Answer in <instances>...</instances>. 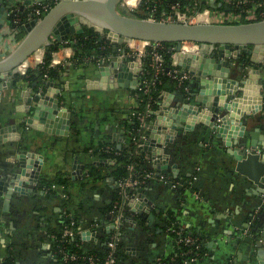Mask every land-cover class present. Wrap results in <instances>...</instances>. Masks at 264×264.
<instances>
[{
	"label": "crops",
	"instance_id": "crops-1",
	"mask_svg": "<svg viewBox=\"0 0 264 264\" xmlns=\"http://www.w3.org/2000/svg\"><path fill=\"white\" fill-rule=\"evenodd\" d=\"M259 1L264 3V0ZM260 2L255 4L257 12L264 10L259 8ZM7 3L12 6L8 21L1 28L0 44L8 49L3 53L8 54L14 45L11 36L4 37L6 31L17 28L21 16H25V22L32 18L35 4L21 10L19 3L13 4L11 0ZM21 27L17 28L18 37L23 32ZM136 47L139 49L140 43ZM184 47L197 51L193 43ZM73 51L65 47L53 55L56 62L61 60V63L69 61L75 54ZM39 56L29 57V67H36ZM44 58L45 55L41 61ZM242 58L234 60L232 65L234 77L240 79V88L234 98H230L231 103L226 104L236 109L240 119L230 120L231 110L227 108L225 121H217L224 130L222 137L204 124L187 128V124L182 127L173 121L179 128L175 140L164 145L166 151L162 158L172 167L166 174L195 178L198 191L191 196H179L170 184L157 179L147 182L143 193L136 190L130 208L132 213L125 216L122 224L127 254L122 264H158L159 259L171 251L177 242L174 238L173 243L168 234L169 210L180 215L181 225L195 234L203 246L205 255L198 264H255L258 251L264 250V63L255 66ZM111 60L134 61L121 52L110 58L101 57L96 64L65 65L61 82L54 83L55 88H61V107L70 112L69 127L64 125L61 134L45 130L46 127L59 128L54 123L61 121L54 117L27 123L32 116L27 111L22 90L28 85L0 82V182H7L8 187L17 184L25 190H33L20 193L17 200L6 204V209L0 200V255L6 257L10 250L15 264H55L49 253V233L59 228L65 215L76 214L83 230L81 241L88 247L106 246L111 221L109 206L117 190L111 174L115 160L106 158V163H98L102 159L89 149L118 143L125 146L130 137L129 126L135 119L132 113L137 109V96L133 91L136 87L100 88L99 66ZM136 63L137 69L140 68L139 62ZM252 67L260 71V79L250 78V82L243 84L242 78H248L247 71ZM190 78L189 74V83ZM199 88V84L190 83L182 91L163 90L157 109L161 100L180 107L184 105L180 97ZM227 96H220L222 103ZM185 106L190 112L196 111V106ZM55 115L60 119L68 116L67 112ZM155 117L154 112L150 121ZM148 139L146 134L145 141ZM147 153L150 156L148 169L156 170L151 152ZM90 164L100 170L99 177L87 176ZM59 174L71 180L67 199L61 194L65 191L62 185L53 186L56 193L41 187L43 179L52 180ZM34 177H38L37 184L32 183ZM151 213L155 215L153 219ZM257 224L259 231L255 233L253 228L255 230ZM258 240L261 246L257 245Z\"/></svg>",
	"mask_w": 264,
	"mask_h": 264
},
{
	"label": "water",
	"instance_id": "water-1",
	"mask_svg": "<svg viewBox=\"0 0 264 264\" xmlns=\"http://www.w3.org/2000/svg\"><path fill=\"white\" fill-rule=\"evenodd\" d=\"M11 1L13 4L15 2L19 3L20 9L25 10L34 2H45L47 0ZM120 1L53 0L49 10L44 12L40 18L27 19L22 25L24 36L10 53L0 59V78L8 81L10 85H14L16 75L25 74L30 68L27 64L30 56L39 53V60L41 61L53 41H63L69 34L83 33L84 26L98 32L99 41L107 39L113 45L136 39L143 41L147 47L155 42H168L170 50L176 54L180 69L191 75L190 83L195 86L199 84L200 86L197 92H189L186 93L187 95L180 97L184 103L180 107H172L168 101L161 100L159 108L154 111L156 117L149 122V127L146 129L149 139L144 142L142 151L151 152L152 159L156 163L154 168L158 172H170L172 171L171 165L162 158L166 151L164 145H168L170 141L175 140L178 132L177 128L180 125L185 126L187 124L186 127L190 128L197 123L204 124L212 128L216 136L222 137L224 130L220 128L217 121L220 123L225 121L226 117L224 116L227 114L225 110L227 108L231 110L228 113L230 120L240 119V114L237 113L236 109L226 106V104H229L230 98H234L239 90L238 88H240V79L234 77L232 65L234 60L238 61L242 57H245L255 66L264 63V19L236 24L169 21L130 16L127 14V9L118 10ZM202 1L212 8L223 6L225 9L230 10V7L221 0ZM0 3H5L4 6H0L1 33L3 24L8 21L9 9L12 5L8 4L7 0H0ZM51 38H54V40L51 41ZM186 41L199 44L200 50H185L183 43ZM40 61L37 62L36 66L40 64ZM25 63L26 65H24ZM240 69L242 70V67ZM138 71L139 68L137 69L135 61L111 60L107 65L99 66L98 72L102 75L100 88L107 86L109 88L121 86L135 88L138 82ZM247 72L248 78H242L241 82L243 84L250 82V78L258 80L261 77V73L256 67L248 69ZM47 84L46 91L40 94L34 93L32 86H27L22 90L24 101L28 105L27 111L32 116L27 120V123H31L36 119L45 121V119L54 117L56 120L61 121L60 123H54L59 128L51 130L46 127L45 130L61 134L64 133V125L69 127L70 112L60 105L61 88H55L53 81H48ZM226 94L228 96L222 103L220 96ZM185 105L196 106V111L190 112L185 108ZM61 110L63 112H60ZM66 112L68 116L65 118L60 119L59 116L55 115L62 116ZM173 121L177 122L179 126ZM117 147L121 148L122 144L118 143ZM104 160L102 159L98 163H106ZM14 183H17V181H14ZM26 183L24 182L23 186ZM32 183L37 184L38 177L32 178ZM8 186L7 182H0V196L2 197L0 200L5 204V209L7 208L6 204H9L11 200H17L16 197L20 196V193L33 192L32 189L25 190L17 184H13L11 187ZM4 190L8 192L6 195L3 193ZM143 190V187L137 189L138 193H143ZM154 216V213L150 214L151 219ZM257 245L261 246L259 240ZM257 254L255 264H264V250H259Z\"/></svg>",
	"mask_w": 264,
	"mask_h": 264
},
{
	"label": "trees",
	"instance_id": "trees-1",
	"mask_svg": "<svg viewBox=\"0 0 264 264\" xmlns=\"http://www.w3.org/2000/svg\"><path fill=\"white\" fill-rule=\"evenodd\" d=\"M263 1V0H261ZM259 0H249L247 3H244L240 5V7H234L232 9L235 12H240L243 10L244 14L248 9L254 8L259 3ZM175 3L180 4V8L185 10V8L190 4H197L199 7L203 8L206 6L205 3L202 2V0H198L195 2V0H144L139 6L138 9L141 10L145 15L151 14L155 12V15L153 18L156 19H164L167 14L170 13L172 10V6ZM263 3V2H262ZM260 2V4H262ZM150 6V7H149ZM154 6H156V9H154ZM261 8H264V3L262 4ZM154 9V10H153ZM218 9H224V7H218ZM30 11V10H29ZM137 14L139 17H145L144 14ZM26 16L28 15L27 12H25ZM25 16H21V22L19 23V26L17 28L21 27V24L25 21ZM259 19V18H258ZM255 19V20H258ZM252 20L248 19H242L238 21H231V22H223V23H230V24H236V23H243V22H250ZM24 36V32H21L19 34V38L21 39ZM67 41V43L65 42ZM63 41L55 40L49 47V49L45 53L44 62L39 64L38 66L34 68H29L25 74H17L15 79V86L24 84L28 86H32L36 92L42 88V93H44L48 87L47 82L53 81L55 82H61L63 73L66 70L65 65H56L51 66V58L52 53L56 51L58 48L64 46V45H71L76 48L74 57L72 59V64L74 66H83L90 63H97V60L101 57H111L116 56L119 54L118 45H113L109 40L103 39L102 41H99V33L94 31L92 28H88L87 26H84V32L83 33H76V34H69V36ZM170 44L168 42L162 43L161 53L165 60V66L171 67L172 66V51L170 50ZM149 47H147V50L149 51ZM243 61L246 60L245 57L242 58ZM144 72L142 75L143 80H149L151 79L153 73L150 66V58L149 55H147L144 58ZM1 82V78H0ZM21 83V84H20ZM60 85V84H59ZM189 85L188 80H185L184 82H180L178 79L172 77L165 71L164 73H159L156 78V82L154 87L151 89L149 93H146L144 90L136 88L134 93L137 96V111L143 112L147 109V106L152 108L153 110L157 109L158 107V101L161 99V93L163 90H177L182 91L186 86ZM37 99V97H35ZM153 114L150 115L148 118L149 120L152 118ZM139 121L137 119H134L133 123L130 124V137L127 140V144L122 146L121 148H118L115 144H110L113 146L114 150L112 151H105L101 150V147H104L105 145H100L99 147H95V152H100L99 157L101 159H114L115 164L113 165L114 169L112 171V175L115 178V181L118 179H122L129 175L130 171L128 169L129 164L133 163L135 170L137 174L144 173V170L148 169L147 164L150 160V156L147 152H139L135 153L137 138L139 135ZM117 151V153L115 152ZM89 172L87 176L92 177H99L100 176V170L97 168L95 164H90L88 166ZM81 177L84 179L86 176L83 174ZM176 180H179L180 183L183 185H179L174 189L175 192L178 193L179 196L186 195L191 196L192 192L198 191L197 183L195 181H189L192 180V178H179L176 177ZM71 182L70 178L65 176L64 174H59L57 177H55L52 180H46L43 179L41 183V187H46V189L51 193H56L54 185H63L64 190L67 191L69 183ZM191 182V183H189ZM132 191H135L132 189ZM129 192H131L129 190ZM68 198V197H67ZM66 198V199H67ZM116 201H122V196L120 193V189L117 188L115 192V198L113 202L109 206V210L113 208V205ZM124 216H127L128 214L132 213V210L128 206H125L124 210ZM74 221V224L72 222ZM167 229L174 225L177 229H180L184 232V235H191L195 238L196 235L193 233H190L189 230L185 229L181 225L180 215L175 213V211L169 210L167 214ZM65 226H69L73 228L74 230L81 229V224L78 221V217L76 214L72 215H65L63 217V220L61 224L59 225V228H56L49 233L50 237V251L53 253L56 252V256L52 257L51 259L55 262V264H104V262L107 259V256L109 254V249L107 246L105 247H88L83 241H81L80 235H73V236H62L63 230ZM253 231L256 233L259 231L258 224L255 226V230L253 228ZM170 237L173 239H176V234L174 232L169 231L168 233ZM54 235V236H53ZM53 236V237H52ZM109 239V234L106 235V241ZM177 241V240H176ZM59 244V247H58ZM61 248V249H59ZM10 253L6 257L0 255V264H15L14 262V255L9 250ZM198 252L199 256H197V260L192 261L191 259L196 256L195 253ZM67 253L69 255H74L76 259H68L64 260L63 256ZM205 251L203 246L201 245L200 241H197V244H190V243H174V246H172L171 251L167 252V255H164L162 257V261L165 264H185L186 261H188V264H198L201 262V259L204 257ZM51 256V255H50ZM127 258V254L125 253L124 248V241L121 240L117 244V251L115 253V264H122L123 261Z\"/></svg>",
	"mask_w": 264,
	"mask_h": 264
},
{
	"label": "built area",
	"instance_id": "built-area-1",
	"mask_svg": "<svg viewBox=\"0 0 264 264\" xmlns=\"http://www.w3.org/2000/svg\"><path fill=\"white\" fill-rule=\"evenodd\" d=\"M142 1V0H140ZM198 0H195V2ZM223 1V3L227 4L230 7V10L228 9H218V8H214L211 9L209 6L205 9H201V7L197 6L196 9L193 10H189L187 8H185V10H183L182 8H180V4L179 3H175L172 6V10L170 11L169 14L166 15V17L164 18L165 20H169V21H183V22H188V23H197L199 21H205V22H215V23H223V22H231V21H238V20H242V19H248V20H255V19H264V10H261L260 12H257L254 8L248 9L245 14L243 12V10H241L240 12H235L232 9H234V7H240V5L247 3L249 0H221ZM53 2V1H52ZM51 3H43L42 4H38L35 5L32 8V18H28V19H33L35 17L40 18L42 16V14L44 12H46L47 10H49V8L52 5ZM124 4L126 5H131V3L126 0V2H124ZM195 5H197L195 3ZM258 6H262V4H259ZM130 7V6H129ZM187 9V10H186ZM254 18V19H252ZM17 28H14L13 30H7L6 34L4 35L7 37H12V39H10L14 45V48L17 46V44L19 43V41L21 40L18 37V32H17ZM2 33V32H1ZM0 33V34H1ZM2 35V34H1ZM0 35V36H1ZM3 37V38H4ZM2 38V40H4ZM6 38V37H5ZM65 42L67 43V41L65 40ZM137 43H140V48L138 49L136 47ZM188 43H193L197 46V50H200V46L197 43L194 42H189L186 41L183 43V47L188 44ZM65 47H69V48H73V52L75 53L76 49L75 47L71 46V45H64L60 48H58L56 51H54L52 53V58H51V62L50 65L51 66H56V65H66V64H70L72 63V59L74 57V55L71 57V59L69 61L65 60L64 62H61V60L56 62V59L54 58V53H56L57 51H59L61 48H65ZM150 49L149 51L147 50V46L144 45V42L141 40H130L129 42L126 43H121L118 44V50L120 51L119 54H121V52H123V55L127 56L129 59H132L136 62H139L140 64V68L138 71V82L136 84V88L144 90L146 93H149L151 91V89L154 87L155 82H156V78L157 75L159 73H164L165 71H167V73L169 75H171L172 77L178 79L181 83L184 82L185 80H187L189 78V73L188 72H184L180 69V66L177 63V57L176 54L172 52V66L171 67H167L165 66V60L164 57L161 53V48H162V43L160 42H155L153 43L151 46H148ZM13 48V49H14ZM129 48V51L131 52H127L126 49ZM185 48V47H184ZM12 49V50H13ZM8 49L4 48L3 45L0 44V57L4 58L7 53H3L5 51H7ZM10 50V52L12 51ZM9 52V53H10ZM125 53V54H124ZM149 55L150 58V66L152 69V77L149 80H143L142 79V75L144 72V58ZM0 58V59H1ZM110 58V57H108ZM67 61V62H66ZM44 62V59L41 61V63ZM40 63V64H41ZM37 94L42 93V88H40V90H38V92H36ZM155 110H153L152 108H150L149 106H147V109L143 112L134 110L132 113V116L137 119L139 121L140 127H139V135L138 137L135 139L137 140V144H136V149H135V153H139L142 151V147H143V142L146 139V129L149 127V122L150 120L148 119L150 117L151 114L154 113ZM96 148L91 147L89 149V152L91 154H95L96 156L100 155V152H95ZM101 150H105V151H112L114 150L112 145H105L104 147H101ZM117 153V151H115ZM110 159V158H109ZM114 159H111V161ZM128 169L130 171L129 175L122 178V179H117L115 181L116 187L120 189V193L122 196V201H116L113 205V208L110 210V214H111V221L109 224V229L107 231V234H109V239L106 241V246L109 249V254L107 256L106 261L104 262V264H115V253L117 251V244L119 243V241L123 240V235H122V224L123 221L125 220V216H124V208L125 206H128L129 208H131V206L133 205V197L136 193V190L140 187H144L145 184L147 182H149L152 179H157L160 180L164 183L170 184V186L172 188H176L179 185H183L182 183H180L179 180H176L175 176L173 175H167L166 173H162V172H158L154 169H146L144 170V173L142 174H137L134 164L131 163L128 166ZM189 181H195V178ZM191 183V182H189ZM62 189H64V186H61ZM132 189H134L135 191H132ZM129 190L131 192H129ZM62 196L64 198L68 197V194L66 193V191H63ZM72 224H74V221L72 222ZM169 231L174 232L176 234V242L177 243H190V244H197L198 239L191 236V235H184V232L180 229H177L176 226L171 225L168 228ZM83 230L79 229V230H74L73 228L69 227V226H65L62 236H73V235H80L82 236ZM54 236V235H53ZM59 247V244H58ZM61 249V248H59ZM58 251H62L61 250H57ZM56 252H52L49 249V253L51 255V257H55L56 256ZM196 256H194L191 260L195 261L197 260V256H199L198 252L195 253ZM64 260H68V259H76V257L74 255H69L67 253L64 254L63 256ZM158 264H165L163 263L162 259H159ZM185 264H188V261L185 262Z\"/></svg>",
	"mask_w": 264,
	"mask_h": 264
},
{
	"label": "rangeland",
	"instance_id": "rangeland-1",
	"mask_svg": "<svg viewBox=\"0 0 264 264\" xmlns=\"http://www.w3.org/2000/svg\"><path fill=\"white\" fill-rule=\"evenodd\" d=\"M53 0H51L50 2H52ZM130 3H131V5L129 4V5H126V4H124V2H126V0H121L120 2H119V4H118V10L119 11H121V9H127V11H128V15H130V16H138L137 14H142L143 12L141 11V10H139L138 9V6L144 1V0H142V1H138L137 2V0H128ZM46 3H48L49 1L47 0V1H45ZM153 2H154V0H153ZM43 3L44 2H34L33 4H35V5H40V4H42L43 5ZM34 5V6H35ZM130 6V7H129ZM197 6L198 5H195V4H189L186 8L187 9H189V10H193V9H196L197 8ZM150 7V6H149ZM208 6L206 5L205 7H203V8H201V9H205V8H207ZM154 9H156V6H154ZM153 9V10H154ZM186 9V10H187ZM144 14V13H143ZM145 15V14H144ZM155 15V12L153 13V11L151 12V14H147V15H145V17H147V18H153V16ZM252 19H254V18H252ZM52 40H54V38H51V41ZM167 175H172V174H168L167 173Z\"/></svg>",
	"mask_w": 264,
	"mask_h": 264
},
{
	"label": "flooded vegetation",
	"instance_id": "flooded-vegetation-1",
	"mask_svg": "<svg viewBox=\"0 0 264 264\" xmlns=\"http://www.w3.org/2000/svg\"><path fill=\"white\" fill-rule=\"evenodd\" d=\"M48 1H49V3H51V2H50L51 0H48ZM45 3H46V2H45ZM221 7H222V6H221ZM23 24H24V23H23ZM21 29H22V28H21ZM1 204H2V207H3V203H1Z\"/></svg>",
	"mask_w": 264,
	"mask_h": 264
},
{
	"label": "bare ground",
	"instance_id": "bare-ground-1",
	"mask_svg": "<svg viewBox=\"0 0 264 264\" xmlns=\"http://www.w3.org/2000/svg\"><path fill=\"white\" fill-rule=\"evenodd\" d=\"M139 1V0H138ZM39 54V53H38ZM31 57V56H30ZM27 64H28V60H27ZM24 65H26V63L24 64Z\"/></svg>",
	"mask_w": 264,
	"mask_h": 264
}]
</instances>
